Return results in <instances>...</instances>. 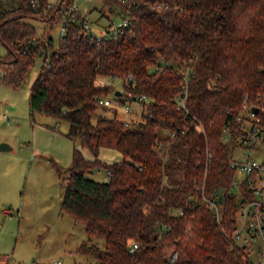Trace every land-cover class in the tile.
Returning <instances> with one entry per match:
<instances>
[{"label": "trees", "instance_id": "trees-1", "mask_svg": "<svg viewBox=\"0 0 264 264\" xmlns=\"http://www.w3.org/2000/svg\"><path fill=\"white\" fill-rule=\"evenodd\" d=\"M101 1L110 14L104 30L113 19L128 20L116 38L97 40L72 0L0 4V44L7 49L1 58H10H0L5 79L25 81L43 56L32 111L66 120V135L94 155L86 159L75 148L62 178L64 210L90 237L104 240L103 248L81 251L96 256V264H252L227 235L240 202L255 198L248 183L234 186L231 163L243 147L244 101L254 114L249 119L264 130V0ZM26 18L64 25L59 45ZM101 77L103 86L96 83ZM116 77L124 80L120 95L131 93L141 107L136 119L98 112L110 108L98 100ZM184 92L186 110L178 108ZM101 142L114 143L123 160L101 161ZM102 165L108 180L91 178ZM214 194L219 217L204 199ZM130 240L138 243L133 252Z\"/></svg>", "mask_w": 264, "mask_h": 264}, {"label": "rangeland", "instance_id": "rangeland-1", "mask_svg": "<svg viewBox=\"0 0 264 264\" xmlns=\"http://www.w3.org/2000/svg\"><path fill=\"white\" fill-rule=\"evenodd\" d=\"M72 1L92 22L94 32L103 31L104 26L110 24V14L101 0ZM7 2L0 0V4ZM25 21L35 27L38 35L48 34L54 48L59 45L61 25L50 28L41 19L26 18ZM113 21L119 22L118 19ZM5 55L7 49L0 44V58ZM42 64L43 56H37L25 81L18 85L5 79L6 72L0 65V145L5 143L10 147L0 151V264H53L56 261L96 264V256L80 248L91 244L103 248L104 240L90 237L83 223L76 221L62 206V178L72 166L74 149L78 148L89 160H93L94 155L87 146L66 135L69 129L66 120L32 111L31 87ZM154 69L156 66L152 67ZM109 83L112 88L104 98L111 100L112 105L105 112L101 109L98 112L124 121L136 119L141 113L139 104L131 102L127 94L116 95L117 91L124 92V80L116 77ZM98 158L110 164L123 160V155L114 143L101 142ZM233 159H254L264 164V148L250 150L239 146L234 150ZM106 174L107 169L102 165L94 167L89 176L104 181ZM236 178L242 180L245 174L237 172Z\"/></svg>", "mask_w": 264, "mask_h": 264}, {"label": "built area", "instance_id": "built-area-1", "mask_svg": "<svg viewBox=\"0 0 264 264\" xmlns=\"http://www.w3.org/2000/svg\"><path fill=\"white\" fill-rule=\"evenodd\" d=\"M52 6V5H51ZM77 7V6H76ZM128 24V20L119 21L118 23L112 22V25L108 29L94 32L90 25L86 22L83 27L90 33L96 34L97 40L102 38H116L122 27ZM64 25L61 27V33H64ZM130 80V77H128ZM98 85L103 86L107 83L106 80L99 79L96 82ZM188 85L187 79L182 83V89L186 90ZM133 95L128 93V97ZM186 93L181 94L179 109L186 110L185 106ZM139 100H146L145 96H140ZM99 104L111 106L112 101L108 98L101 97L98 100ZM245 120L241 124L240 142L243 147L250 150L258 148H264V130L260 129L250 119H254V114L250 110L247 101L243 102ZM127 111H129L127 109ZM174 135V133H173ZM229 137L228 129H224V140ZM232 166L237 172L245 174V178L237 180L234 186L241 182L249 184L252 193L254 194V200L242 201L239 204V209L236 215L235 229L231 234L227 235V238L234 241L244 252V259L252 264H264V164L257 162L256 160L247 159L245 161H232ZM100 173V171H98ZM110 177V171L107 170V174L104 177V181H107ZM209 205L213 208L215 215L220 216L219 204L216 200V194L214 198H206ZM131 251L133 252L138 248V243L134 240H130ZM170 261L174 262L177 259V253L170 256ZM53 264H61V261H56Z\"/></svg>", "mask_w": 264, "mask_h": 264}, {"label": "water", "instance_id": "water-1", "mask_svg": "<svg viewBox=\"0 0 264 264\" xmlns=\"http://www.w3.org/2000/svg\"><path fill=\"white\" fill-rule=\"evenodd\" d=\"M116 95H120V91H117ZM254 111L257 112V108H255ZM9 149H10V147L5 143H2L0 145V151H5V150H9Z\"/></svg>", "mask_w": 264, "mask_h": 264}]
</instances>
